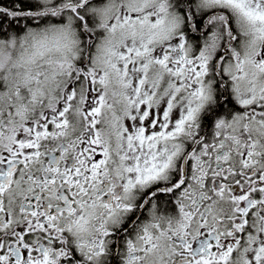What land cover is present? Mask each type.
<instances>
[{"label": "snow or ice", "instance_id": "6c2138e0", "mask_svg": "<svg viewBox=\"0 0 264 264\" xmlns=\"http://www.w3.org/2000/svg\"><path fill=\"white\" fill-rule=\"evenodd\" d=\"M0 264H264V0H0Z\"/></svg>", "mask_w": 264, "mask_h": 264}]
</instances>
